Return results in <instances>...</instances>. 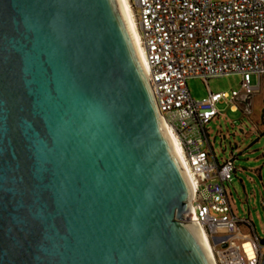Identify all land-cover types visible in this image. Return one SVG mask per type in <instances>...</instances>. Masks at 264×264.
Masks as SVG:
<instances>
[{
  "label": "water",
  "instance_id": "95a60500",
  "mask_svg": "<svg viewBox=\"0 0 264 264\" xmlns=\"http://www.w3.org/2000/svg\"><path fill=\"white\" fill-rule=\"evenodd\" d=\"M192 196L119 1L0 0V264H212Z\"/></svg>",
  "mask_w": 264,
  "mask_h": 264
},
{
  "label": "built area",
  "instance_id": "2783aa9c",
  "mask_svg": "<svg viewBox=\"0 0 264 264\" xmlns=\"http://www.w3.org/2000/svg\"><path fill=\"white\" fill-rule=\"evenodd\" d=\"M128 1L140 34L144 69L192 187L185 221L204 229L212 264H262L264 238L251 219L234 215L227 190L237 172L236 155L221 163L207 128L220 116L218 103L229 97L209 92L207 98L194 100L187 82L240 76L234 101L262 91L264 0ZM243 113L250 117L251 107ZM218 245L223 249L218 251Z\"/></svg>",
  "mask_w": 264,
  "mask_h": 264
},
{
  "label": "rangeland",
  "instance_id": "374dc122",
  "mask_svg": "<svg viewBox=\"0 0 264 264\" xmlns=\"http://www.w3.org/2000/svg\"><path fill=\"white\" fill-rule=\"evenodd\" d=\"M220 1V0H216ZM194 100H202L209 92L225 93L229 98L217 105L220 116L208 126L211 142L218 160L222 163L231 154H237V172L227 184L234 215L251 219L256 233L264 238V85L262 91L249 99L234 101L233 91H240V76H225L204 82L197 78L188 80ZM264 84V83H263ZM262 97V105L259 101ZM233 106L236 107L234 110ZM250 106L252 115H244ZM261 106V107H260ZM223 235V234H222ZM218 251L223 249L217 246Z\"/></svg>",
  "mask_w": 264,
  "mask_h": 264
},
{
  "label": "bare ground",
  "instance_id": "6f19581e",
  "mask_svg": "<svg viewBox=\"0 0 264 264\" xmlns=\"http://www.w3.org/2000/svg\"><path fill=\"white\" fill-rule=\"evenodd\" d=\"M123 16L125 18V21L127 23V26L132 34V37L134 39L135 45H136V49L138 51V54L140 56L141 62L144 65V58H142L143 51H142V47L140 46V34L138 31V27L133 15V12L131 10L130 4L128 0H118ZM141 53V54H140ZM172 139V138H171ZM176 147V145H175ZM193 230L195 232V234L197 235L198 239L200 240L201 244L203 245L204 249L206 250L210 260L212 259V249H211V245L210 242L208 240V237L204 231V229L200 226H197L195 224H193Z\"/></svg>",
  "mask_w": 264,
  "mask_h": 264
},
{
  "label": "crops",
  "instance_id": "0c3cea01",
  "mask_svg": "<svg viewBox=\"0 0 264 264\" xmlns=\"http://www.w3.org/2000/svg\"><path fill=\"white\" fill-rule=\"evenodd\" d=\"M259 101H260V103H261V105H262V97H260ZM260 107H261V106H260ZM234 110H235V109H234Z\"/></svg>",
  "mask_w": 264,
  "mask_h": 264
},
{
  "label": "trees",
  "instance_id": "16d2710c",
  "mask_svg": "<svg viewBox=\"0 0 264 264\" xmlns=\"http://www.w3.org/2000/svg\"><path fill=\"white\" fill-rule=\"evenodd\" d=\"M236 158H237V154H236Z\"/></svg>",
  "mask_w": 264,
  "mask_h": 264
},
{
  "label": "snow or ice",
  "instance_id": "6c2138e0",
  "mask_svg": "<svg viewBox=\"0 0 264 264\" xmlns=\"http://www.w3.org/2000/svg\"><path fill=\"white\" fill-rule=\"evenodd\" d=\"M245 247H247V246H245Z\"/></svg>",
  "mask_w": 264,
  "mask_h": 264
}]
</instances>
